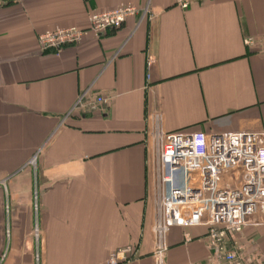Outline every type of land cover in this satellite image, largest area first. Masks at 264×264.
<instances>
[{
  "label": "crops",
  "instance_id": "0c3cea01",
  "mask_svg": "<svg viewBox=\"0 0 264 264\" xmlns=\"http://www.w3.org/2000/svg\"><path fill=\"white\" fill-rule=\"evenodd\" d=\"M178 1L0 0V264H109L126 247L139 256L123 264H155V117L168 133L264 132V0ZM121 5L148 14L39 48ZM207 234L171 228L165 264H223ZM238 240L264 264V223Z\"/></svg>",
  "mask_w": 264,
  "mask_h": 264
},
{
  "label": "built area",
  "instance_id": "2783aa9c",
  "mask_svg": "<svg viewBox=\"0 0 264 264\" xmlns=\"http://www.w3.org/2000/svg\"><path fill=\"white\" fill-rule=\"evenodd\" d=\"M16 1V0H5ZM200 0H179L188 9ZM132 5L92 13L88 28L69 27L46 31L38 36L42 51L60 50L82 41L88 32L101 36L141 15ZM247 45L252 41L247 40ZM82 96L77 106H106L109 99L97 97L86 105ZM154 220L152 226L155 264H165L167 236L173 227H206L207 246L221 254L223 264H249L238 236L249 226L264 223V132L204 133L163 130L155 117L151 130ZM37 193L35 210L38 211ZM8 237L10 232H7ZM39 243L40 231L34 230ZM136 247L111 255L109 264H123L138 258ZM5 255L1 257L4 260ZM39 262V254L36 255ZM199 264V263H193Z\"/></svg>",
  "mask_w": 264,
  "mask_h": 264
},
{
  "label": "rangeland",
  "instance_id": "374dc122",
  "mask_svg": "<svg viewBox=\"0 0 264 264\" xmlns=\"http://www.w3.org/2000/svg\"><path fill=\"white\" fill-rule=\"evenodd\" d=\"M32 164L35 165V161L34 160L32 161Z\"/></svg>",
  "mask_w": 264,
  "mask_h": 264
}]
</instances>
